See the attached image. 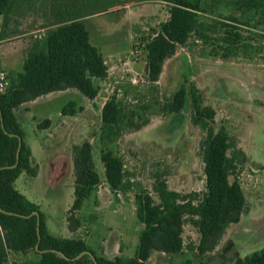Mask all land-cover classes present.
Instances as JSON below:
<instances>
[{
	"label": "rangeland",
	"instance_id": "374dc122",
	"mask_svg": "<svg viewBox=\"0 0 264 264\" xmlns=\"http://www.w3.org/2000/svg\"><path fill=\"white\" fill-rule=\"evenodd\" d=\"M74 1L83 4L89 14L85 22L91 42L103 54L109 71L104 80H95L99 94L87 101L89 110L79 111V122L47 143L45 153L35 136L36 131L44 134L36 129L40 120L29 117L25 123L27 140L34 146L36 157L49 164L56 154L62 163L59 174L54 176L56 183L51 175L44 174L35 181L24 173L16 184L22 194L39 205L50 234L84 240L91 250L110 260L131 259L138 251L143 227L136 214V196L144 190L159 201L154 192L158 174L168 181L170 190L182 196L205 191L201 152L205 133L192 123L191 96L181 113L162 112V105L171 102L181 86L185 85L189 93L195 85L203 105L216 111V130L226 131L246 154V161L237 172L246 198L244 214L238 224L228 228L214 252L200 255L189 250V246L200 243L201 235L187 223L184 252H155L147 264H232L264 249V0H203L200 33L193 34L165 62L158 83L150 82L147 76L145 45L169 20V4L163 0ZM67 5L73 7L71 2L61 0H31L29 6L24 1L11 15L6 32L12 37L30 38L35 49L45 47L47 26L66 11ZM227 29L239 33L242 42L234 47L228 45L232 38ZM112 97L123 109V132L115 130L108 142L102 141V110ZM71 101L74 100L63 101L64 107ZM54 116L57 118L58 112ZM146 120L150 123L141 130L133 128ZM86 141L92 145L101 183L77 211L75 217L81 227L72 233L68 218L75 200L73 147ZM103 150H111L123 159L125 180L118 192L113 193L107 184ZM33 167L37 169L36 165ZM2 232L0 228V238ZM117 249L123 255L117 256ZM33 253H11L7 264H28L38 259Z\"/></svg>",
	"mask_w": 264,
	"mask_h": 264
},
{
	"label": "trees",
	"instance_id": "16d2710c",
	"mask_svg": "<svg viewBox=\"0 0 264 264\" xmlns=\"http://www.w3.org/2000/svg\"><path fill=\"white\" fill-rule=\"evenodd\" d=\"M24 1H27L28 6L31 4V0H0V16L3 17L0 40L12 37L6 29L11 15ZM61 1L71 2L73 7L67 5L66 11L57 15L55 22L47 26L45 48L37 47L28 54L23 72L12 80L6 93L0 94V168L16 164L19 138L23 139L18 166L0 170V209L3 210L0 211V228L3 231V237L0 238V264H7L11 253L27 255L31 252L38 259L28 264H146L155 252L167 255L183 253V234L187 223L198 229L201 235L200 243L189 246V250L197 251L200 255L214 252L228 228L238 224L244 214L246 198L237 172L238 166L247 157L226 131L216 130V111L203 105L202 96L195 85L191 86L189 93L185 85L181 86L173 100L162 105V112L169 115L181 113L188 95L191 96L192 123L200 126L205 133L201 144L205 191L182 196L170 190L168 181L158 174L154 192L159 201L144 190L136 196L137 217L144 227L134 258L125 260L117 257L110 260L91 250L84 240L53 236L39 206L15 189V181L22 172L36 177L38 167L35 170L32 166V152L24 142L25 134L16 121L14 109L41 96L68 89H75L86 98L94 100L99 94L95 80H104L108 76L109 69L103 54L91 42L85 22L89 16L87 10L83 9V4L74 3V0ZM163 1L170 6V18L145 45L146 72L152 83L159 82L165 62L174 57L177 48L185 46L193 34L200 33L203 25L200 21L203 0ZM228 30V37L232 38L228 39L227 42H231L228 45L234 47L240 44L242 36ZM232 47L228 46V50ZM75 109L76 103L70 102L62 113L73 115ZM122 120L123 109L117 98L112 97L102 110V141H111L115 130L123 132ZM149 123L146 120L141 125L132 126L135 130H141ZM101 159L111 190H122L125 180L123 159L111 150H103ZM73 164L75 200L68 221L70 231L75 233L81 227L75 212L82 208L84 201L101 183L89 141L73 147ZM231 177H234L233 181ZM35 213H39V216ZM86 251L93 253L95 260L88 254L75 260ZM232 264H264V249L238 258Z\"/></svg>",
	"mask_w": 264,
	"mask_h": 264
},
{
	"label": "crops",
	"instance_id": "0c3cea01",
	"mask_svg": "<svg viewBox=\"0 0 264 264\" xmlns=\"http://www.w3.org/2000/svg\"><path fill=\"white\" fill-rule=\"evenodd\" d=\"M2 22L3 21L0 22V26ZM33 47H35L33 44V41L28 37L27 39H25L24 35H19V36L17 35V36L7 38L5 40H0V74L3 72L7 73L12 83V80L18 74L23 72L25 61L27 59L28 54L34 51L35 49ZM72 99L74 101H71V102L76 103V109H75L76 112L73 115H64L62 113L64 109L63 103L70 101ZM87 101L90 102L91 100L86 98L79 91L75 89H68L65 91L53 92V93L41 96L34 101L24 103L20 105L19 107H17L16 109H14V116L16 118V121L25 134L24 142L27 144V146L30 147L31 152H32V157H31L32 166L36 165L38 167V174L36 177H33L35 178V181L41 180V178H43V175L46 174V175H51V177H53V182L56 183L57 180L55 179L54 181V176L59 174V169L62 166V163H61L59 156L56 154H54L56 156L55 159L51 161V163L49 164H46L44 160L36 157L34 146H32L27 140L28 134L26 132L25 123L29 122V117H31L34 120L35 119L40 120L39 122H37L36 129L42 132L44 131V134L38 133L36 131L35 136H36V139L38 140V144L40 145L42 151H44L45 153V151L48 149L47 143L51 142V140L52 141L55 140L58 136V133H60L61 131L66 130L68 127H73L79 122L80 120L79 111L86 112L89 110V105L87 104L88 103ZM60 104H62L61 107H60ZM54 112H58L57 118H55L56 116H54ZM24 173L26 172L25 171L22 172L19 178L15 181L14 187L16 190H18L16 188L17 181L20 179V177ZM76 213L77 211L75 212V216H77ZM143 227H142V230H143ZM2 237H3V232H2ZM116 255L117 256L123 255V252L120 253L119 250L117 249ZM176 255H179V254H176ZM23 256H26V255H23ZM105 258H108V257H105Z\"/></svg>",
	"mask_w": 264,
	"mask_h": 264
},
{
	"label": "water",
	"instance_id": "95a60500",
	"mask_svg": "<svg viewBox=\"0 0 264 264\" xmlns=\"http://www.w3.org/2000/svg\"><path fill=\"white\" fill-rule=\"evenodd\" d=\"M2 123H3V117H2ZM2 126H3V129L5 130L4 124H2ZM22 145H23V139L22 138H19V148H18V151H17V162H16V164L14 166H12V167L0 168V170L5 169V168H15V167L18 166L19 161H20V154H21ZM0 211H3V210L0 209ZM9 214H11V213H9ZM35 214L39 216V213H35ZM39 227H40V219L38 221V231H39ZM39 240H40V237H39ZM37 250L39 251V246H37ZM86 254L91 255L94 258V260H95V257L93 255V253H91L89 251H86V252L81 253L75 260L80 259L81 257H83Z\"/></svg>",
	"mask_w": 264,
	"mask_h": 264
},
{
	"label": "built area",
	"instance_id": "2783aa9c",
	"mask_svg": "<svg viewBox=\"0 0 264 264\" xmlns=\"http://www.w3.org/2000/svg\"><path fill=\"white\" fill-rule=\"evenodd\" d=\"M40 38L42 37L41 35H38ZM36 35L35 37L38 38ZM44 36V34H43ZM11 82L9 79V76L7 73H1L0 74V94L6 93V91L10 88Z\"/></svg>",
	"mask_w": 264,
	"mask_h": 264
}]
</instances>
